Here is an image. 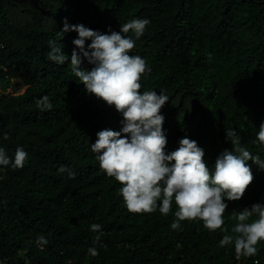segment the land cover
Instances as JSON below:
<instances>
[{
  "label": "trees",
  "instance_id": "1",
  "mask_svg": "<svg viewBox=\"0 0 264 264\" xmlns=\"http://www.w3.org/2000/svg\"><path fill=\"white\" fill-rule=\"evenodd\" d=\"M0 0V147L13 156L28 152L23 168L0 166V260L5 264H264V240L253 257L237 258L234 244L238 213L264 203V171L251 165L253 180L243 197L227 201L224 225L210 231L199 219L129 212L121 184L99 167L91 144L105 128L118 131L114 107L86 92L71 71L48 59L50 40H59L63 21L101 33L119 31L135 18H148L145 34L130 50L146 59L140 91L164 92L161 108L166 151L187 136L205 151L211 167L224 149L242 146L264 159L257 132L264 122V0ZM24 11V16L17 17ZM18 13V14H17ZM131 35V33H129ZM77 33L59 42L69 57ZM90 41H86V44ZM86 69L92 67L84 61ZM14 93H4L7 86ZM47 95L52 110L36 100ZM66 166L74 178L59 172ZM102 225L99 234L91 230ZM227 229V232L223 231ZM49 244L41 250L38 236ZM95 246V257L88 248Z\"/></svg>",
  "mask_w": 264,
  "mask_h": 264
},
{
  "label": "clouds",
  "instance_id": "2",
  "mask_svg": "<svg viewBox=\"0 0 264 264\" xmlns=\"http://www.w3.org/2000/svg\"><path fill=\"white\" fill-rule=\"evenodd\" d=\"M150 23L148 18H135L121 25L119 31L101 33L83 24L69 25L65 18L59 40L63 33L74 31L75 47L69 57L59 40H50L48 59L57 65L70 61L76 81L84 85L86 92L120 114V129L98 131L90 146L103 172L121 184L120 195L126 209L131 213L159 209L167 216L175 204L176 219L171 229L181 230V221L199 219L206 229L215 231L225 223L227 201L240 200L254 178L249 161L264 171V159L242 146L235 130L226 131L227 138L235 137L234 147L220 152L211 167L204 159V149L187 136L178 141L175 150L166 151L168 141L161 108L169 97L154 89L140 91L141 76L150 73L151 67L145 58L130 52ZM84 61L92 66L90 70L82 66ZM36 105L42 112L53 108L47 95L37 99ZM256 135V142L264 145V122ZM28 155L22 146L16 148L13 156L0 147V166L23 168ZM59 172H67L69 178L75 176L66 166H61ZM232 215L237 221L231 229L235 235H223L220 246L234 244L237 258L256 256V245L264 240V203H255ZM90 228L99 233L93 240L95 245L100 242L102 225L94 223ZM36 244L43 250L49 240L40 235ZM88 253L95 257L99 251L91 246ZM0 264L5 262L0 260Z\"/></svg>",
  "mask_w": 264,
  "mask_h": 264
},
{
  "label": "rangeland",
  "instance_id": "3",
  "mask_svg": "<svg viewBox=\"0 0 264 264\" xmlns=\"http://www.w3.org/2000/svg\"><path fill=\"white\" fill-rule=\"evenodd\" d=\"M28 1H25V0H22L21 2H20V7H22V8H25V6H27L28 5ZM18 14V13H17ZM24 11L21 13L20 12V14H18V16L17 17H20V16H24ZM21 18V17H20ZM16 90H15V87L14 86H11V85H9V86H7V87H5L4 89H3V92L4 93H14Z\"/></svg>",
  "mask_w": 264,
  "mask_h": 264
},
{
  "label": "built area",
  "instance_id": "4",
  "mask_svg": "<svg viewBox=\"0 0 264 264\" xmlns=\"http://www.w3.org/2000/svg\"><path fill=\"white\" fill-rule=\"evenodd\" d=\"M0 47H2L1 43H0ZM1 92H2V88H1V86H0V94H1Z\"/></svg>",
  "mask_w": 264,
  "mask_h": 264
}]
</instances>
